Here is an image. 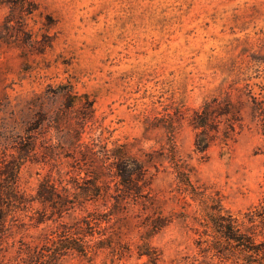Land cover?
Listing matches in <instances>:
<instances>
[{"label": "rangeland", "instance_id": "374dc122", "mask_svg": "<svg viewBox=\"0 0 264 264\" xmlns=\"http://www.w3.org/2000/svg\"><path fill=\"white\" fill-rule=\"evenodd\" d=\"M263 85L264 0H0V163L30 199L0 258L24 264L44 233L94 213V250L59 264H244L214 248L209 215L264 205L246 90Z\"/></svg>", "mask_w": 264, "mask_h": 264}, {"label": "trees", "instance_id": "16d2710c", "mask_svg": "<svg viewBox=\"0 0 264 264\" xmlns=\"http://www.w3.org/2000/svg\"><path fill=\"white\" fill-rule=\"evenodd\" d=\"M248 96L251 99V107L254 116L258 121L261 133L264 135V85L260 96L251 93L249 88ZM210 105L205 103L201 110L194 112L193 124L201 130L196 133L195 146L198 151H204L209 143V131L211 130ZM232 126L229 125V128ZM214 130L216 128L212 127ZM233 130V129H231ZM227 138V135H224ZM116 157V155H114ZM122 159L119 155L117 160ZM0 163V246L7 235L9 229L8 216L12 211L22 210L29 204L24 194L16 190V180L14 179L15 167L5 169ZM122 169L119 176L123 177L127 172ZM124 172V173H123ZM38 199L41 202L52 201L53 191L44 190L39 193ZM215 213L209 215L213 220L214 235L212 245L225 256H235L244 261V264H264V205L255 210H248L243 216L236 217L223 207L215 208ZM94 213L82 216L73 224L58 223L54 228L42 235L40 245L30 248L26 252L24 264H59L65 256L76 253L85 256L89 251L94 250L90 243L98 224L102 221L99 217H94ZM37 219V223H40ZM1 248V247H0ZM142 254V253H140ZM0 264H7L0 258Z\"/></svg>", "mask_w": 264, "mask_h": 264}]
</instances>
